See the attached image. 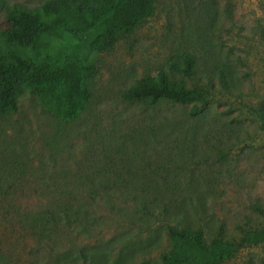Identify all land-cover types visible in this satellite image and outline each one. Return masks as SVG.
Listing matches in <instances>:
<instances>
[{
  "label": "rangeland",
  "instance_id": "1",
  "mask_svg": "<svg viewBox=\"0 0 264 264\" xmlns=\"http://www.w3.org/2000/svg\"><path fill=\"white\" fill-rule=\"evenodd\" d=\"M155 6L110 53L69 35L45 39L78 63H98L100 74L73 119L32 98L0 116V264H142L171 248L170 226L210 237L220 222L236 245L223 264H264V243L243 242L264 228V0ZM176 51L196 57L187 83L208 92L206 102L125 99Z\"/></svg>",
  "mask_w": 264,
  "mask_h": 264
},
{
  "label": "trees",
  "instance_id": "2",
  "mask_svg": "<svg viewBox=\"0 0 264 264\" xmlns=\"http://www.w3.org/2000/svg\"><path fill=\"white\" fill-rule=\"evenodd\" d=\"M155 11V0H44L34 7L0 0V116L16 115L22 100L32 98L54 117H76L91 100L89 82L99 77V64L78 63L68 50H56L45 39L69 35L93 52L110 53ZM196 67L193 54L176 51L166 70L136 82L124 97L150 108L162 102L204 103L208 92L187 83L196 75ZM220 82L227 83L224 71ZM255 209L263 211L259 206ZM63 214L70 220L68 209ZM168 235L171 248L159 259L142 264H223L236 252L223 222L214 236L209 232L210 237L208 230L193 225L170 226ZM243 242L264 243V228L247 232Z\"/></svg>",
  "mask_w": 264,
  "mask_h": 264
}]
</instances>
